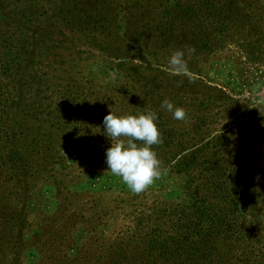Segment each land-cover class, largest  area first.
Wrapping results in <instances>:
<instances>
[{"label":"trees","instance_id":"trees-1","mask_svg":"<svg viewBox=\"0 0 264 264\" xmlns=\"http://www.w3.org/2000/svg\"><path fill=\"white\" fill-rule=\"evenodd\" d=\"M127 1L132 2L127 5L132 19L125 24L123 39L114 32L112 21L121 19L120 0L81 1L80 4H86L87 8H80L82 10L75 13V17L83 27H92L101 33L102 43L115 59L144 61L143 57L148 55L158 61L160 54L171 57L176 50H184L190 72L198 71L199 57L203 53L209 55L213 50V40L209 36H196L199 32H194L202 28L203 17L216 20L242 17L245 20L252 6V0ZM226 27L228 29L229 25ZM127 65L130 66L128 76L131 82L105 88L107 94L100 98L105 99L100 111L87 113L89 107L83 104L85 112L72 118L65 111L63 118L52 119L53 125L69 144L75 146L73 151H67V155L72 156L71 161L76 162L78 157L89 165L100 163L107 166L105 152L110 139L104 134L102 121L110 108L117 114L155 111L159 117L156 123L162 143L152 147L161 161V171L168 170L184 177L175 192L177 195L174 199L155 200L150 206L142 205L135 210H131L130 203L137 200L136 196L125 200L114 197L113 204L105 209H100L106 205L105 198L95 199L98 211L93 217L86 218V224L94 221L95 225L103 227L106 225L99 219H118L122 215V221L126 223L124 230L116 238L104 240L101 233L98 234L101 226H94L92 240L78 248L74 257L69 256L62 246L68 244L67 239L74 244L81 227L85 232L86 228L79 226L82 222L78 219L73 222L70 217L64 228L56 227L60 222L58 214L62 213L60 218L64 216L59 206L48 216L47 226L40 222L39 230L49 227L46 232L51 240L41 241L44 235L39 233L24 240L22 223L28 225L26 217L31 201L28 198L21 203L28 190H35L36 179L43 174H52L58 179L60 171L67 172L66 154L56 152L55 138L51 135H25L26 146L19 152L9 143L20 140L6 136L5 147H0V264H15L26 248L35 249L38 254L35 253L42 257L39 249L44 246L54 253L43 264H264V204L256 198L259 188L256 183L249 182L251 170L248 172L246 168L261 159L262 151L257 149L256 154L246 152L247 149L237 151L239 144L233 143L234 138L227 133L205 138L201 126L209 124L212 111L206 110L204 121L194 117L188 128L181 127L185 120L174 119L172 113L161 105L165 99L177 107L181 105L177 100L182 98L179 96L182 88L176 90L173 86L167 91L171 85L164 83L167 84L162 85L164 90L158 92L161 86L152 74H144L131 61ZM78 96L85 97L84 94ZM64 102H68L67 99ZM5 110L3 112L7 114ZM88 124L95 130L90 134L83 131L87 130L85 125ZM255 125L256 129L260 128ZM75 126L77 131L73 130ZM51 185L57 189V184ZM33 215L39 217L36 210ZM71 221L70 225L67 224Z\"/></svg>","mask_w":264,"mask_h":264},{"label":"rangeland","instance_id":"rangeland-1","mask_svg":"<svg viewBox=\"0 0 264 264\" xmlns=\"http://www.w3.org/2000/svg\"><path fill=\"white\" fill-rule=\"evenodd\" d=\"M81 1L84 0H0V147H5L6 136L20 140L9 143L13 150L19 152L26 146L25 135H51L55 138L54 149L66 154V167H69L67 172L58 173V179L52 174H43L36 179L35 190H28L23 197L21 203L28 198L31 201L26 217L28 225L22 223L24 240H30L35 233L44 235L41 237L43 242L51 240L46 232L49 227L39 230L40 222L47 226L48 216L61 206L64 216L60 218L62 213L58 214L60 222L56 227L64 228L67 219L73 217V222V219H78L82 222L79 226L86 228L85 232L81 227L76 233L74 244L67 239L68 244L62 246L65 254L74 257L78 248L92 240L94 226H101L95 225L94 221L86 224V218L93 217L98 211L95 199L104 197L106 205L100 209H105L113 204L114 197L125 200L136 196L137 200L130 203L131 210H135L142 205L148 207L155 200L174 199L177 195L175 192L184 177L168 170L161 171L153 184L137 194L120 177L107 170V166L100 163L89 165L78 157L76 162L71 161L72 156L69 154L68 158L67 151H73L75 146L69 144L53 125L52 119L58 121L63 118L65 111L72 118L85 112L83 104L89 107L87 113L100 111L105 103V99L100 98L107 94L105 88L131 82L130 66L127 65L130 61L144 74H152L157 79L161 86L158 92L164 90L162 85H167L164 83L171 85L167 91H171L173 86L176 90L182 88L179 95L182 98L177 100L181 105L178 107L187 110V117L181 122V127L188 128L194 122L190 119L194 117L204 121L206 112L212 111L209 124L201 126L205 138L227 133L234 138L233 143L239 144L237 151L247 149L246 152L253 154L257 149L262 151L261 159H256L246 168L248 172L251 170L249 182L258 185L256 198L264 204V0L251 1V13L245 20L242 17L228 20L203 17L202 28L194 32H199L196 36H209L213 40V50L209 55L203 53L199 57L198 71H189V76L173 75L168 65L170 55L166 53L160 54L158 61L148 55L143 57L144 61L115 59L102 43L101 33L92 27H83L75 17V13L82 10L80 8H87L86 4H80ZM127 2H118L121 19L112 20L114 32L122 39L126 22L132 19L127 6L132 2ZM226 25H229L228 29ZM78 94L85 97L80 98ZM66 99L68 102L65 103ZM78 100L81 103H77ZM4 108L7 114L3 112ZM255 124L260 128L256 129ZM85 127L87 130L83 131L89 134L95 131L89 124ZM73 130L77 131L76 126ZM53 183L57 184V189L51 185ZM35 210L39 217L33 215ZM122 218L120 215L118 219L107 217L98 220L106 225L98 229L102 239H113L124 230L126 223ZM39 250L43 258L35 249L26 248L15 264H43L54 253V250L47 251V246Z\"/></svg>","mask_w":264,"mask_h":264},{"label":"clouds","instance_id":"clouds-1","mask_svg":"<svg viewBox=\"0 0 264 264\" xmlns=\"http://www.w3.org/2000/svg\"><path fill=\"white\" fill-rule=\"evenodd\" d=\"M168 64L173 75L189 76L184 50H176ZM161 106L172 113L174 119L185 120L186 111L170 100L165 99ZM158 119V114L151 110L132 115L117 114L112 108L103 117V131L110 139V146L105 152L107 170L120 177L137 194L146 190L161 175V161L152 147L162 143L156 123Z\"/></svg>","mask_w":264,"mask_h":264}]
</instances>
